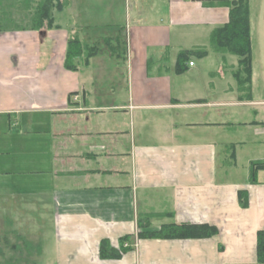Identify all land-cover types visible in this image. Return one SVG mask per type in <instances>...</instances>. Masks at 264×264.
<instances>
[{"label": "crops", "instance_id": "obj_1", "mask_svg": "<svg viewBox=\"0 0 264 264\" xmlns=\"http://www.w3.org/2000/svg\"><path fill=\"white\" fill-rule=\"evenodd\" d=\"M221 1L68 0L54 27L0 31V243L7 247L0 244V264H258L264 171L251 183L250 165L264 161V0H249L252 78L245 87L235 76L240 58L211 48L213 31L230 19ZM74 38L114 45L88 66L74 59L77 69L69 70ZM198 49L209 52L190 56L178 73L180 53ZM41 132L51 136L54 170L31 192L44 197L37 209H47V237L27 231L36 223L22 209L36 210L35 202H12L15 191L29 190L11 184L8 157L27 153L18 140L39 143L32 134ZM146 216L155 230L190 223L219 233L142 239L138 222ZM127 235L131 250L101 257L103 241L120 249Z\"/></svg>", "mask_w": 264, "mask_h": 264}, {"label": "trees", "instance_id": "obj_2", "mask_svg": "<svg viewBox=\"0 0 264 264\" xmlns=\"http://www.w3.org/2000/svg\"><path fill=\"white\" fill-rule=\"evenodd\" d=\"M5 0H0L3 2ZM16 2V0H15ZM26 5L23 6V13L28 9H33V14L15 16L14 10H20L11 4L4 7L0 4V31L27 30L51 28L55 25V13L62 12L68 5V0H23ZM20 4V3H19ZM230 10L229 22L222 28L213 31L211 35V48L218 53H228L240 58V69L235 76L241 83L242 87L251 81L252 78V40H251V24H250V8L249 0H222ZM35 5V7H33ZM27 7H30L27 9ZM11 9V11H10ZM19 18V19H18ZM120 50L125 46V39L120 38ZM113 40L104 39V42H97L92 45H85L78 38L71 39L66 55L65 66L69 70H76L74 59L82 58L83 65L88 66L90 59L94 56L102 54L107 45H112ZM114 45V44H113ZM116 52V53H115ZM207 49H198L185 51L180 53L177 72L183 73L186 70L185 63L190 56H198L200 58L208 54ZM115 53L116 51H111ZM114 55V54H113ZM119 56L124 60L125 53L119 52ZM233 151V147L229 148ZM232 156L234 155L231 154ZM264 171V161H254L250 165V181L257 182V174ZM241 204L247 206V197L244 192H239ZM151 216L139 219L138 237L145 239H202L216 236L219 231L216 226L210 224H168L160 229H152L149 221ZM132 236L127 235L121 239L120 249H114L107 241L101 244L100 254L102 258H120L122 253L131 250V247H124L125 242H130ZM257 261L258 264H264V229L257 232Z\"/></svg>", "mask_w": 264, "mask_h": 264}, {"label": "rangeland", "instance_id": "obj_3", "mask_svg": "<svg viewBox=\"0 0 264 264\" xmlns=\"http://www.w3.org/2000/svg\"><path fill=\"white\" fill-rule=\"evenodd\" d=\"M20 3V4H19ZM0 4L4 7H9V5L13 4L15 5L16 8L20 9L18 10H14L15 16L19 17L22 15H27L28 13H32L33 14V9L30 8L28 10H26L23 13V6L26 5L25 2H23V0H5L3 2H0ZM9 4V5H8ZM33 7H35V5H33ZM252 7L253 10L258 13V8H256L254 6V2L252 3ZM256 8V9H255ZM11 11V9H10ZM29 15V14H28ZM255 18V16H254ZM19 19V18H18ZM28 117V115H24L22 119H24V121L26 122V118ZM27 125H22V135H24V137L26 138L27 133H25V128ZM32 135H39L37 136L39 138V143H33L31 145V143L25 142V138H22L18 140L19 143L21 144H26L28 149H27V153L26 152H19V153H15L14 151L11 153V156H8L9 159L12 158V165L10 167V169H13L15 172L13 173V175L11 176V184H15V185H22L25 188H27L29 191H25L23 190L22 192H16L15 191V197L12 198V202L13 203H19L20 206L24 205V204H28L31 205L35 202V207L36 210L32 211L31 208L26 207L25 205L23 206L24 208L22 209V214L25 215V212H28L29 215L28 217H32V219L35 221L36 226L35 228L31 227L30 224L27 225V231L29 234H34V235H44V237H47V234L49 232V226H50V222H49V216H48V212L47 209H37L40 205H41V201H40V197L41 195H38L36 193H33L31 191L34 190H39L36 189L35 185H38L40 183V185H47L48 182L51 181L52 178V171L54 170V165H53V161H52V157H51V145H50V134L46 133V132H41L40 134H32ZM48 139V140H47ZM48 144V145H47ZM46 150L49 152V162L48 164H46ZM31 157L33 159L30 160V162L28 164H26L25 166L20 165V160H18V158L20 157ZM254 156L255 153H254ZM44 158V161L41 162H36V161H40V159ZM1 159V158H0ZM17 160V161H16ZM46 164V165H45ZM71 167H67L64 169L68 170ZM62 167H59V170L61 171ZM44 171V172H43ZM72 182H69L68 184H70ZM14 186V185H13ZM40 190L42 191V189L40 188ZM42 193H44V191H42ZM41 198H44L43 196ZM18 205V207H19ZM22 215V217H23ZM31 228V229H30ZM25 229V228H24ZM15 243V244H19V247H29V251L33 250H37L38 245H33L31 246V244L29 245H24L23 242L21 243L20 241H8V247H11V245ZM1 247L3 249H6V244L4 242H1Z\"/></svg>", "mask_w": 264, "mask_h": 264}, {"label": "built area", "instance_id": "obj_4", "mask_svg": "<svg viewBox=\"0 0 264 264\" xmlns=\"http://www.w3.org/2000/svg\"><path fill=\"white\" fill-rule=\"evenodd\" d=\"M190 66H194V63H193V62H191V63H190Z\"/></svg>", "mask_w": 264, "mask_h": 264}]
</instances>
